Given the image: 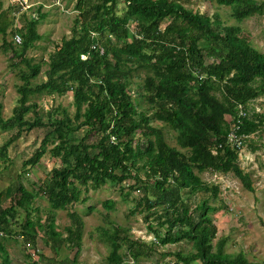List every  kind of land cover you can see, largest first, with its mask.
<instances>
[{"label": "trees", "instance_id": "16d2710c", "mask_svg": "<svg viewBox=\"0 0 264 264\" xmlns=\"http://www.w3.org/2000/svg\"><path fill=\"white\" fill-rule=\"evenodd\" d=\"M186 1L77 0L71 34L56 45L46 63L27 55L43 37L37 30L46 17L41 7L31 17L23 15L21 27L11 29L12 41L6 40L12 22L3 21L0 13L1 48L17 59L13 65L21 80L12 114L0 115V129L15 130L0 146L4 163L0 178L5 174L8 180L0 191V239H4L0 240V264L7 254V237H20L25 246L34 247L39 232L53 252L51 261L80 264L81 215L68 211L70 223L63 227V234L55 227L52 211L74 203L84 205L89 197L83 193L107 183L122 186L126 180L133 181L128 194L139 195L132 213H144L153 241L132 239L128 227L108 220L109 229H99L108 243L106 264H125L127 256L137 262L160 246L178 241L192 247L187 253H175L181 264H264L249 261L242 252H225L224 238L212 243L217 226L209 215L214 208L209 200L215 199L217 187L199 176L204 170H232L252 190L237 156L251 134L264 132V112L249 106L264 95V52L250 45L239 25L225 26L218 11L209 17L186 7ZM213 1L219 8H228L237 22L264 15V0ZM120 2L125 4L122 12L117 9ZM133 22L135 29L130 26ZM15 35L20 43L14 42ZM43 64L48 66L43 72L46 78L35 82ZM139 70L147 73L137 84L135 99L130 77ZM69 92L73 116L59 106L44 113L35 101L41 95ZM86 96L93 101L83 109ZM141 100L147 109L141 107ZM1 107L0 101V111ZM151 122L175 131L179 148L170 147L161 127ZM46 127L51 130L21 168L35 166L47 152L60 164L29 191L12 173L7 149L23 132ZM80 130H84L81 136L77 135ZM231 134L240 146L229 142ZM140 138H145L141 144ZM197 193L208 195L199 199ZM38 197L48 202L43 222L34 205ZM114 204L110 199L102 203L107 209ZM63 244L74 251L72 258L57 259ZM122 247L126 256L120 253ZM24 253L27 258L32 255L25 249Z\"/></svg>", "mask_w": 264, "mask_h": 264}, {"label": "rangeland", "instance_id": "374dc122", "mask_svg": "<svg viewBox=\"0 0 264 264\" xmlns=\"http://www.w3.org/2000/svg\"><path fill=\"white\" fill-rule=\"evenodd\" d=\"M76 1L0 0L2 20L12 22L7 29L6 40L12 41L10 31L13 27L19 28L22 26L23 15L27 18L31 17L35 14L36 9L41 7V12L46 13V17L39 21L37 30L43 37L35 42V46L29 49L27 55L34 57L36 60L48 62L49 54L55 50L56 45H60L62 39L68 38L71 34L73 19L77 15ZM184 5L209 17L214 11H218L225 26L239 25L242 30L241 35L248 40L250 45L258 51L264 52V15H253L242 22H237L228 13V8L217 7L213 0H188ZM124 7L125 4L120 2L117 7L118 12H122ZM130 26L135 29L134 22ZM1 44L2 36L0 34V101L2 103L0 115L7 118L12 114V109L16 105L18 98L16 85L21 84V80L18 68L13 65L18 62L17 59L12 57L11 52L4 51ZM46 69H48V66L43 64L42 71L35 82L45 80L46 76L43 72ZM146 73L145 70H139L131 74L130 81L133 84L130 86V93L135 99L137 96L134 91L137 89V84H142ZM35 99L44 113L58 106L65 108L71 116L75 113V106L70 92L64 95H41ZM91 101L93 99L86 96L83 109L87 108ZM141 103V107L147 109V104L142 100ZM249 106L256 112H264V95L250 102ZM151 123L158 124L161 127L162 135L170 147L179 148L176 144L177 133L175 131L161 122ZM49 130L51 128L46 127L33 129L29 133L23 132L7 149L8 157L12 160L10 163L12 173L19 177V181L29 191L35 189L33 183L38 182V184H41V181L45 179L51 169L60 164L58 158H52L47 152L35 166L21 168L22 161L30 156L33 149L38 146ZM14 132L15 130L0 129V146ZM83 134L84 130H80L77 135L81 136ZM136 138H139L138 133ZM144 139L140 138L139 143L141 144ZM248 140L238 152L237 164L243 173L248 175L252 190L245 188L232 170L226 173L204 170L199 176L204 183L217 187L215 199L211 198L209 200V204L214 207L209 211V215L217 226V234L212 243L214 244L216 240L224 238L226 241L225 252H242L249 261H264V132L251 134ZM50 146L51 144H48V147ZM252 146L258 148L251 150ZM0 163L1 169L4 163L1 160ZM141 175H143L142 172ZM132 182V180H126L122 186L107 183L96 190L90 189L87 193L82 194V196L88 195L89 197L84 205L74 203L66 209L52 211L55 227L63 234V227L70 223L67 215L68 211H77L81 215L84 228L81 242L82 249L78 256L80 264H106L109 248L104 235L99 229H109L108 220L114 221L117 225L128 227L132 239H141L145 242L153 241V235L149 232L147 223L143 220L144 213L140 211L132 213L136 209V202L139 198L138 193L128 194L127 190ZM7 185L8 180L4 174L0 178V191L4 190ZM121 188L123 189L121 190ZM207 195V193H197L196 197L200 199V197ZM109 199L115 202L113 208H104L102 203ZM5 204H8V201ZM34 205L39 207L38 215L42 222L45 221V217L48 215V211H46L49 208L48 202L44 198L38 197ZM89 206H91V209H88ZM38 234L37 244L34 247L32 245L25 246L20 237H7L4 244L7 251V254L3 255L4 264H8V262L10 264H58L50 260L53 252L42 236V232ZM0 240L4 241V239ZM24 249L29 255L32 254L31 257H26ZM33 249L36 253L33 252ZM191 249L190 243L178 241L160 246L149 258L142 257L137 262L127 256L124 263L181 264L176 262L175 253L177 251L187 253ZM120 253L126 256L125 247L121 248ZM73 255L74 251L69 250L63 244L59 247L57 259L72 258ZM191 264H199V262L195 261Z\"/></svg>", "mask_w": 264, "mask_h": 264}, {"label": "built area", "instance_id": "2783aa9c", "mask_svg": "<svg viewBox=\"0 0 264 264\" xmlns=\"http://www.w3.org/2000/svg\"><path fill=\"white\" fill-rule=\"evenodd\" d=\"M14 42L16 43H20L21 41V38L18 36V35H15L14 38H13ZM229 142L233 143V144H236L240 146L241 142L234 136V134H231L229 136Z\"/></svg>", "mask_w": 264, "mask_h": 264}]
</instances>
